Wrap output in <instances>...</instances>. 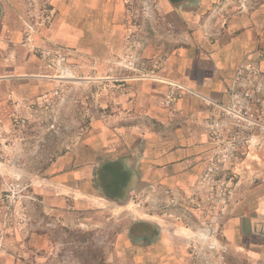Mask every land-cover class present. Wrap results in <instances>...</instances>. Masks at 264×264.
Returning a JSON list of instances; mask_svg holds the SVG:
<instances>
[{
	"label": "crops",
	"instance_id": "obj_1",
	"mask_svg": "<svg viewBox=\"0 0 264 264\" xmlns=\"http://www.w3.org/2000/svg\"><path fill=\"white\" fill-rule=\"evenodd\" d=\"M43 1L49 12L38 22L33 16ZM34 2L0 0V133L17 140L22 161L0 163V264H53V245L39 230H7L5 193L20 173L18 186L31 187L49 219L68 227L118 226L112 244L119 264H219L214 254L192 255L202 228L184 201L216 152L205 124L211 102L226 104L245 89L237 81L241 67L254 68L264 84V0H155L150 18L164 41L150 32L143 45L127 0ZM27 21L36 23L30 37ZM131 53L158 79L108 74L111 63ZM57 57L66 58L62 67ZM64 67L69 76H86L78 92L77 82L61 76ZM169 84L177 86L171 108L164 104ZM53 118L64 124L63 134L48 136L40 148L62 155L53 163L25 162ZM16 120L29 125L16 127ZM80 121L85 129L73 132ZM241 178L242 198L220 221V244L229 251L226 264H264V137ZM131 191L142 194V207ZM172 197L178 206H168Z\"/></svg>",
	"mask_w": 264,
	"mask_h": 264
},
{
	"label": "built area",
	"instance_id": "obj_2",
	"mask_svg": "<svg viewBox=\"0 0 264 264\" xmlns=\"http://www.w3.org/2000/svg\"><path fill=\"white\" fill-rule=\"evenodd\" d=\"M36 0H33V2ZM35 3V2H34ZM246 10V5L238 8V12ZM49 12V3L40 2L33 19L43 21ZM230 13L225 12L226 21ZM27 37L33 35L36 23H25ZM66 62L65 57H57V65L62 67ZM158 66V64H157ZM127 72L132 78L158 79L150 69L147 62L137 54H129L126 58L111 63L110 72ZM264 74V73H262ZM61 76L70 79L69 71L61 68ZM258 72L254 68L241 67L238 71V83H245L244 90L232 95L226 104L211 102L212 115L206 120V127L211 141L216 146V152L204 167L196 193L186 197L185 207H191L198 212V221L201 223L202 232L198 240L191 243L193 255L199 256L203 249L226 250L220 244V221L228 216V211L235 198L243 187V181L238 170L255 149L261 138L264 137V84L258 81ZM174 84H169L165 97V107L171 108L177 99ZM256 182V180H253ZM169 195L170 192L167 191ZM130 199L135 205L142 207V194L137 191L130 192ZM176 198L172 197L168 206H178ZM81 228H87L80 223ZM206 246V247H205ZM205 247V248H204Z\"/></svg>",
	"mask_w": 264,
	"mask_h": 264
},
{
	"label": "rangeland",
	"instance_id": "obj_3",
	"mask_svg": "<svg viewBox=\"0 0 264 264\" xmlns=\"http://www.w3.org/2000/svg\"><path fill=\"white\" fill-rule=\"evenodd\" d=\"M127 6L133 24L136 27V40L140 42V45H143L144 40L149 38L148 34L150 32L152 33V39L156 38L158 43L160 40L164 41V37L162 39L159 38L163 35L159 33L158 24L154 22L153 18H150V16H154L156 13L154 7L155 0H127ZM108 74H111V72H108ZM70 77L71 81L77 82V84L73 83V85L76 87L74 91L78 92L81 86L78 82H81L86 76L71 74ZM88 77H96V75L92 73ZM75 105L80 108L81 103L77 100ZM85 124L86 121H80V123L73 125L71 130L80 133L85 129ZM14 125L26 128L29 124L27 120H16L14 121ZM64 127L60 119L53 118L51 121H48L47 126L43 127L45 129L41 131V134L35 136L36 143L34 146L38 148L33 149V153L27 154L28 156L24 154L25 162L33 160L36 163L42 164L45 161L50 163L56 161L62 155L61 149H56L54 154H47L46 149H41L40 146L46 142L48 136L56 137V139L60 138ZM16 147L17 140L14 137L9 133H0V163H8L12 167L21 165L20 155H15L17 151ZM238 173L241 175V168L238 170ZM24 178L25 175L21 173L19 176H13L12 182L9 183L7 192L5 193L6 226L8 232L10 229L21 228L30 235L29 233L32 229L39 230L49 238L53 245L49 256L52 257L53 264H115L116 259L113 255L112 241L119 231L118 226H114L108 222L102 228L90 229L87 227L83 229L79 226L80 223L77 227H68L53 218L49 219L43 200L33 193L31 187L22 188L18 186L17 182L22 181ZM37 225L40 226V229H37ZM8 234L6 232L4 235L7 236ZM219 241L222 242L221 237ZM207 251V248L203 249L201 255L196 257L207 258L214 254L219 264H226L228 262L229 251L227 249L224 252L223 250ZM249 259L248 261H251ZM232 262L239 261L232 259ZM116 263L119 264L118 260ZM251 263L254 264L255 262L252 260Z\"/></svg>",
	"mask_w": 264,
	"mask_h": 264
},
{
	"label": "water",
	"instance_id": "obj_4",
	"mask_svg": "<svg viewBox=\"0 0 264 264\" xmlns=\"http://www.w3.org/2000/svg\"><path fill=\"white\" fill-rule=\"evenodd\" d=\"M130 198V197H129Z\"/></svg>",
	"mask_w": 264,
	"mask_h": 264
}]
</instances>
